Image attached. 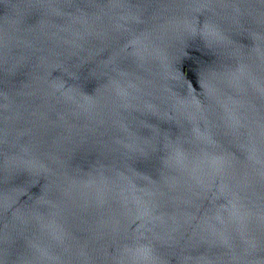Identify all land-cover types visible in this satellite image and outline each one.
<instances>
[{"label": "water", "instance_id": "obj_1", "mask_svg": "<svg viewBox=\"0 0 264 264\" xmlns=\"http://www.w3.org/2000/svg\"><path fill=\"white\" fill-rule=\"evenodd\" d=\"M0 264H264V0H0Z\"/></svg>", "mask_w": 264, "mask_h": 264}]
</instances>
